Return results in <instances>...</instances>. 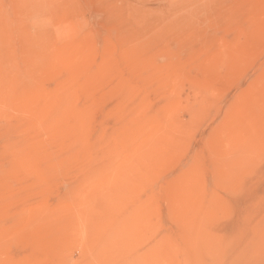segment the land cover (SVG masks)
<instances>
[{
  "label": "rangeland",
  "instance_id": "374dc122",
  "mask_svg": "<svg viewBox=\"0 0 264 264\" xmlns=\"http://www.w3.org/2000/svg\"><path fill=\"white\" fill-rule=\"evenodd\" d=\"M0 264H264V0H0Z\"/></svg>",
  "mask_w": 264,
  "mask_h": 264
},
{
  "label": "bare ground",
  "instance_id": "6f19581e",
  "mask_svg": "<svg viewBox=\"0 0 264 264\" xmlns=\"http://www.w3.org/2000/svg\"><path fill=\"white\" fill-rule=\"evenodd\" d=\"M86 220V219H85ZM88 220V219H87ZM101 237V236H100Z\"/></svg>",
  "mask_w": 264,
  "mask_h": 264
}]
</instances>
